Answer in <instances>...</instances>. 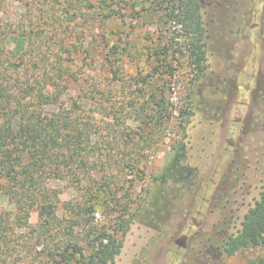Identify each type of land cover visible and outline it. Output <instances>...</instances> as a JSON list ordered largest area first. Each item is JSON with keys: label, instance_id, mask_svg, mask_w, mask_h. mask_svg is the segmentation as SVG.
Returning a JSON list of instances; mask_svg holds the SVG:
<instances>
[{"label": "rangeland", "instance_id": "rangeland-1", "mask_svg": "<svg viewBox=\"0 0 264 264\" xmlns=\"http://www.w3.org/2000/svg\"><path fill=\"white\" fill-rule=\"evenodd\" d=\"M160 1L0 0V17L14 26L7 40L14 59L27 48L22 29L46 33V15L56 19L50 43L65 46L69 107L85 99L98 150L95 186L65 174L44 181L57 203L49 225L41 199L22 218L0 188V229L12 240L0 264H52L47 253L70 241L88 255L95 234L119 231L121 217L130 229L113 264L264 258V248L219 251L264 189V0L202 1L208 67L198 78L190 38ZM165 47L167 56H156ZM178 153L181 181H162Z\"/></svg>", "mask_w": 264, "mask_h": 264}, {"label": "trees", "instance_id": "trees-1", "mask_svg": "<svg viewBox=\"0 0 264 264\" xmlns=\"http://www.w3.org/2000/svg\"><path fill=\"white\" fill-rule=\"evenodd\" d=\"M202 1L161 0L157 4V8L164 9L166 16L180 25L190 38V59L197 78L204 75L208 67V34L203 24ZM71 4L70 8L77 10L75 3ZM45 18L44 25L51 30L46 34L37 29L39 27L30 31L22 29L23 35L19 37L27 42V48L14 59L7 50V40L15 34L14 26L0 17V188L21 212L23 217L20 214L19 218H24L26 212L41 199L40 216L49 225L58 220L57 203L53 201L56 196L53 189L47 187L44 181L47 178L68 177L72 182L84 181L89 186H95L91 169L97 165L95 158L98 150L92 139L94 120L84 119L88 111L83 105L85 99L73 101L69 107L65 92L68 76L63 57L65 46L59 40L54 45L50 43L57 22L51 15ZM169 50L165 47L156 56H167ZM163 66L166 70L170 67L166 62ZM168 69L173 75V70ZM103 99L98 101L99 105H104ZM52 106H57L58 111H52ZM180 157L178 153L159 179L166 182L174 176L173 180L178 178L181 181ZM88 209L93 212L94 207ZM130 210L128 207L126 213ZM119 225V231L105 229L95 234L88 255L70 241L63 247L56 246L57 249L50 250L47 257L52 264H113L122 252L130 220L121 217ZM8 230L6 226L0 229L1 252L11 251L12 248ZM263 248L264 189L240 221L239 229L224 241L219 251L226 256H234ZM255 264H264V258H259Z\"/></svg>", "mask_w": 264, "mask_h": 264}, {"label": "flooded vegetation", "instance_id": "flooded-vegetation-1", "mask_svg": "<svg viewBox=\"0 0 264 264\" xmlns=\"http://www.w3.org/2000/svg\"><path fill=\"white\" fill-rule=\"evenodd\" d=\"M208 57V56H207ZM207 64H208V60H207ZM263 141H264V138H263Z\"/></svg>", "mask_w": 264, "mask_h": 264}]
</instances>
